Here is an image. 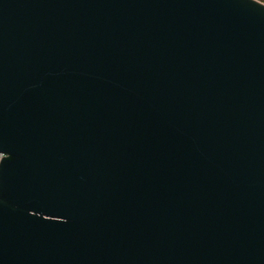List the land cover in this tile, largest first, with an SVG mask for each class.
Instances as JSON below:
<instances>
[{
  "label": "water",
  "instance_id": "1",
  "mask_svg": "<svg viewBox=\"0 0 264 264\" xmlns=\"http://www.w3.org/2000/svg\"><path fill=\"white\" fill-rule=\"evenodd\" d=\"M0 264H264V2L0 0Z\"/></svg>",
  "mask_w": 264,
  "mask_h": 264
},
{
  "label": "built area",
  "instance_id": "2",
  "mask_svg": "<svg viewBox=\"0 0 264 264\" xmlns=\"http://www.w3.org/2000/svg\"><path fill=\"white\" fill-rule=\"evenodd\" d=\"M5 156H6V155H5L4 153H0V164H1V162H2V160L4 159Z\"/></svg>",
  "mask_w": 264,
  "mask_h": 264
},
{
  "label": "trees",
  "instance_id": "3",
  "mask_svg": "<svg viewBox=\"0 0 264 264\" xmlns=\"http://www.w3.org/2000/svg\"><path fill=\"white\" fill-rule=\"evenodd\" d=\"M260 1L264 2V0H260Z\"/></svg>",
  "mask_w": 264,
  "mask_h": 264
}]
</instances>
